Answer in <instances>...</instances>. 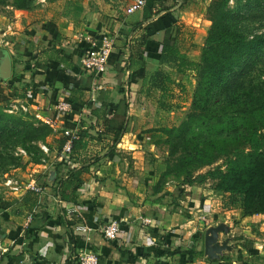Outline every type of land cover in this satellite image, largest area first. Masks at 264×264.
<instances>
[{"label": "crops", "instance_id": "1", "mask_svg": "<svg viewBox=\"0 0 264 264\" xmlns=\"http://www.w3.org/2000/svg\"><path fill=\"white\" fill-rule=\"evenodd\" d=\"M182 1L147 0L128 13L132 0H61L26 10L0 28V49L9 50L13 63L12 77L0 78V101L55 124L45 143L48 157L30 163L36 168L27 179L6 175L23 183V190L0 188V264H79L76 256L83 250L96 252L106 264H221L202 254L208 227L203 217L230 222L241 210L228 206L224 212L222 195L216 198L209 184L183 185L172 176L158 184L169 155L162 129L172 127L158 122L178 108L176 86L195 71L181 73L174 62L160 60L162 47L174 42L178 27L189 59L200 62L204 47L190 46L193 31L177 22L192 7ZM176 6L175 13L160 15ZM101 47L108 49L105 69H85L83 58ZM156 70L169 76L163 87L145 82ZM61 99L72 103L70 112L57 108ZM65 129L93 137L69 163L60 151ZM66 169L83 170L75 201L60 195L58 180ZM46 175L45 191L25 187ZM263 218L241 217L253 223V231ZM113 220L120 233L105 238L102 227ZM68 221L74 222V242ZM79 224L88 231L76 232Z\"/></svg>", "mask_w": 264, "mask_h": 264}, {"label": "trees", "instance_id": "2", "mask_svg": "<svg viewBox=\"0 0 264 264\" xmlns=\"http://www.w3.org/2000/svg\"><path fill=\"white\" fill-rule=\"evenodd\" d=\"M194 1L183 0L181 5L191 6ZM229 2H210L212 23L200 62L192 61L181 50V27L176 31L174 42L162 47L160 60L174 62L181 73L198 71L199 79L187 117L177 126L162 129L169 155L158 184L172 175L181 178L183 185L213 181L214 190L222 195L224 205L240 206L244 218L264 215V77H252L264 55V33L246 34L236 24L237 11ZM20 3L21 9L30 8L29 0H20ZM146 11L153 13L148 7ZM144 39L147 41L149 37ZM148 80L159 88L170 79L156 70L147 74L145 82ZM6 109L0 104V133L20 136L23 149L32 143L35 151L41 152L40 144L46 143L52 128L42 121L36 124L9 114ZM115 134L118 137L120 131ZM88 138L93 137L86 130L78 132L72 155L86 147ZM67 139L66 136L60 151ZM204 168L208 169L203 171ZM82 171L69 169L67 178L63 175L58 180L63 200L75 201L76 192L85 181ZM68 225L69 239L74 242V222L68 221ZM228 259L229 256H224L214 261Z\"/></svg>", "mask_w": 264, "mask_h": 264}, {"label": "rangeland", "instance_id": "3", "mask_svg": "<svg viewBox=\"0 0 264 264\" xmlns=\"http://www.w3.org/2000/svg\"><path fill=\"white\" fill-rule=\"evenodd\" d=\"M29 1L30 8L28 10L33 9L39 11L40 8H46L45 6L49 4V2H51L49 5L53 3L59 5L61 0ZM211 1L212 0H204L191 5L192 7L190 9L180 15L183 18L177 20L178 23L182 25L185 24L188 29H191L193 31V37L190 32L188 33L191 36V39L195 41H192L193 44H190V46L196 45L199 48L201 47V45L205 46V39L208 35V31L212 23L209 19V7ZM229 4L233 10L237 11V15L234 17L236 24H238L246 34L254 35L256 33H264V0H230ZM20 5V0H0V28L6 24L8 25L9 23L13 22L14 19L19 15L29 13L25 9H21L19 7ZM177 10L178 9L172 11L168 10L169 12H167V14L175 13ZM198 74V71H190L186 75L187 77L184 79L182 84L176 86L175 95H178V99H176L175 104L178 106V108L174 110V113H167L163 116H160L158 124L177 126L187 117L193 99L195 98V95L197 93L196 88L199 79ZM260 76L262 78L264 77V55L257 62L255 72H253L252 74V77L254 79H258ZM0 104H2L5 108L7 107L5 111H7L9 114L20 116L28 121H33L36 124H39V122L41 121L44 122V120L39 119L35 114L31 113L29 110H24L22 107H19L18 109L13 108L14 110L10 111L8 109L11 105L9 101H0ZM32 145V143H27L28 147L27 149L25 148V153H23L20 151V149H23L20 144V136H12L10 134L0 133V188H5V192H11L10 187L5 185L7 176H13L20 179L21 181H24L27 179L28 174L36 168L35 164L32 165L30 163L41 162L43 158L48 157L46 156L47 153L43 150H41V152L39 153L36 152ZM219 163L221 162H218L217 164ZM207 169L208 168H204L203 171H206ZM45 177V179L41 180V182L38 181V183L47 186L49 180L47 179V175ZM172 178L181 181V178H177L174 175H172ZM195 184L199 186L204 185V187L205 184H209L208 187L213 189L215 187V182L213 181ZM214 194L216 198H219L220 194H217L215 190ZM10 195L12 194H9V196ZM227 208L228 207H224V212H226ZM240 210L241 207L236 206L235 211L239 213ZM242 221L243 220L241 219V217L239 219H233V217L230 216L229 223L232 225L230 235L233 237V242L235 243L236 247L234 253L228 255L229 259L227 261H220L221 264H235L234 261L237 262V264H242L244 262L246 264H264V218L260 220L258 219L254 222L255 224H257V227L254 231L252 229V222L249 223L246 221ZM210 222H214L212 224H215L220 221L218 217H212ZM240 226L242 227L240 228ZM234 228L236 231L232 232V229ZM245 228L246 230H244ZM204 237L205 236H202L203 239ZM222 237H225V235L222 234ZM252 246L254 248L253 250H259L260 252L249 251L248 248L250 247L251 249ZM203 252L204 251H202V254ZM239 255H241L242 257L240 258Z\"/></svg>", "mask_w": 264, "mask_h": 264}, {"label": "built area", "instance_id": "4", "mask_svg": "<svg viewBox=\"0 0 264 264\" xmlns=\"http://www.w3.org/2000/svg\"><path fill=\"white\" fill-rule=\"evenodd\" d=\"M147 0H132V3L128 6L127 8V12L131 13L134 12L140 8H142ZM233 1V0H231ZM83 65L85 67V69H92V68H96L99 70H104L106 67V64L108 62V49H104V48H98V49H93L91 50L82 60ZM17 107L10 105V107L8 108L10 111H13L14 109ZM24 110H27L26 107H22ZM57 108L63 112V113H68L72 110L73 106L72 103L70 101H68L67 99H61L59 100L58 104H57ZM48 125H50L51 127H54L55 124L52 123L51 121H45ZM64 134L68 137V139L66 140L64 146H63V150H62V161L64 162H71L72 160V145H73V140L75 138L78 137V132H74L68 129H65ZM41 149L44 152H48L49 148L45 143H41L40 144ZM21 152L25 153V149H20ZM64 178H67L66 173L63 176ZM5 185L9 186L11 191H15V192H20L23 190V183H20L16 180H13L11 178L6 179L5 181ZM26 188L32 189L36 192H43L45 191V186L39 183H36L35 181H28L27 185L25 184ZM213 216L208 215V216H204V220L207 223V225L211 224V219ZM88 227L84 224H79L76 226L75 231L76 232H87L88 231ZM120 224L118 221L113 220L111 222H109L107 225H105L104 227H102V233L105 236V238L108 239H115L117 238L118 234L120 233ZM76 260L79 264H106L99 256V254H97L96 252L92 251V250H83L81 251L77 256H76Z\"/></svg>", "mask_w": 264, "mask_h": 264}, {"label": "water", "instance_id": "5", "mask_svg": "<svg viewBox=\"0 0 264 264\" xmlns=\"http://www.w3.org/2000/svg\"><path fill=\"white\" fill-rule=\"evenodd\" d=\"M178 7H173L169 10H176ZM168 10L163 11L160 15L166 14ZM0 78L7 81L12 77L13 63L12 57L7 49H0ZM56 171H51V180H55ZM232 225L226 221H220L209 225L205 230L204 237V256L205 259L214 261L221 260L222 257L228 256L235 251V243L230 235ZM222 234L225 237H222Z\"/></svg>", "mask_w": 264, "mask_h": 264}]
</instances>
